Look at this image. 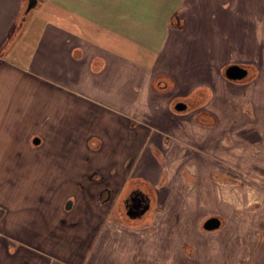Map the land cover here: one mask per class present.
I'll use <instances>...</instances> for the list:
<instances>
[{
  "label": "crops",
  "instance_id": "0c3cea01",
  "mask_svg": "<svg viewBox=\"0 0 264 264\" xmlns=\"http://www.w3.org/2000/svg\"><path fill=\"white\" fill-rule=\"evenodd\" d=\"M28 1L0 0V264H109L123 235L119 264H264L247 227L264 219L248 208L264 205V0ZM217 119L233 184L200 181L210 167L177 146ZM203 204L239 226L207 211L184 229Z\"/></svg>",
  "mask_w": 264,
  "mask_h": 264
},
{
  "label": "rangeland",
  "instance_id": "374dc122",
  "mask_svg": "<svg viewBox=\"0 0 264 264\" xmlns=\"http://www.w3.org/2000/svg\"><path fill=\"white\" fill-rule=\"evenodd\" d=\"M39 8H40V6H36L33 9L32 13H35ZM206 121H207V119L204 117H202L200 119L201 123H204ZM214 126H215L214 127L215 131L217 130L218 132H221V133H218L214 137L208 138L204 133L199 132V130H193L194 133L193 134H187L186 133L184 135L183 139L181 141H179L177 146L178 147H186L189 151H191V153L193 155H195V157H196L195 159H199L200 161H205V163H206L205 165L207 167H210V170H209L210 172L209 171H202V170L190 171L200 181H206V182H210L212 184L219 183L221 185L224 182L225 183L231 182L233 184V183H235L234 177H229L228 175H226L224 173V166H225L224 165V151H225V149H227V147H229V145H227L226 141H224V139H223V134H222L223 124H221L220 120L217 119L214 123ZM181 142L183 144H181ZM237 175H240V174L238 173ZM184 178H185V176H184ZM259 189L261 190V187H259ZM72 191L73 192H79V189H77V187H73ZM253 194L255 195V193H253ZM181 195H185V193H183ZM197 200L198 199H196V201ZM194 206H195V204L193 205V207ZM204 206L205 205L203 204L197 213L192 212L190 218L182 220L183 221L182 227L184 229H187V228L195 229L198 222H199V224L202 222V218L207 211H208V213H214L215 215H217L219 217L220 216H222V217L227 216L226 213L228 212V209L226 207H224L223 205H221L219 207L217 206L216 208H214L215 209L214 211H213V208L208 209L207 207H204ZM248 208H249L250 212H256L257 211L256 209L264 211V205H262L261 203H257L255 201H253V203L248 204ZM78 212H79V210H78ZM223 222H224V226L228 227V228H235V227L239 226V224L234 222V220L226 218V217L223 220ZM247 224H248L247 227L249 229L264 228V219L253 218L252 220H248ZM200 226L202 227V225H200ZM117 240H118V245L116 246V250L112 253L107 254V256H108L107 263H109V264L110 263L119 264L120 263L119 260L123 258L122 255H123L124 251L128 250V246L126 244L127 235L126 236L123 235V237H121ZM141 246H143L142 243H141V245L138 246V248ZM168 254H169V252L167 251L166 255H168ZM262 256H263V254H262ZM132 259H134L137 262V264H143L142 260L144 259V255L141 253V251H138V252L132 254ZM257 259H259V260L264 259V257H261L260 254H258Z\"/></svg>",
  "mask_w": 264,
  "mask_h": 264
},
{
  "label": "water",
  "instance_id": "95a60500",
  "mask_svg": "<svg viewBox=\"0 0 264 264\" xmlns=\"http://www.w3.org/2000/svg\"><path fill=\"white\" fill-rule=\"evenodd\" d=\"M39 0H29L28 1V5H27V10H31L32 8H34L37 4ZM248 74V69L240 64H231L229 66L226 67L225 69V75L227 78L231 79V80H241L243 78H245ZM185 108V104L182 102H179L176 105V109L181 110ZM34 142H39V138H36L34 140ZM73 205V201L72 200H68V202L66 203V208L70 209ZM221 225V220L216 217V216H212L209 217L203 224V227L206 230H214L217 229L219 226Z\"/></svg>",
  "mask_w": 264,
  "mask_h": 264
},
{
  "label": "flooded vegetation",
  "instance_id": "af4514ba",
  "mask_svg": "<svg viewBox=\"0 0 264 264\" xmlns=\"http://www.w3.org/2000/svg\"><path fill=\"white\" fill-rule=\"evenodd\" d=\"M144 198V195H142L139 191H133L125 200V207L127 209V212L132 215H135V213L143 212L145 209V203L141 200H143Z\"/></svg>",
  "mask_w": 264,
  "mask_h": 264
}]
</instances>
